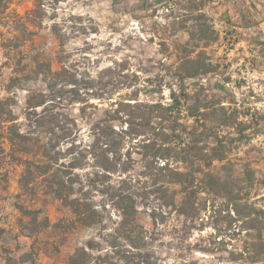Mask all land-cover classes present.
I'll return each mask as SVG.
<instances>
[{
  "label": "rangeland",
  "instance_id": "rangeland-1",
  "mask_svg": "<svg viewBox=\"0 0 264 264\" xmlns=\"http://www.w3.org/2000/svg\"><path fill=\"white\" fill-rule=\"evenodd\" d=\"M0 5V264H264V0ZM173 93L206 148L189 200L151 134L100 130Z\"/></svg>",
  "mask_w": 264,
  "mask_h": 264
},
{
  "label": "trees",
  "instance_id": "trees-1",
  "mask_svg": "<svg viewBox=\"0 0 264 264\" xmlns=\"http://www.w3.org/2000/svg\"><path fill=\"white\" fill-rule=\"evenodd\" d=\"M2 6H8V3L2 4ZM1 8V5H0ZM173 95V103L170 105H164L162 103L154 104H145L137 103L135 106H130L134 109H138L141 112L139 117L134 115H129V120L126 121L129 124V129L117 131L114 127H106L101 130V135L107 143L106 150L108 153L116 154L122 145V141L126 140V137L130 139H135V137L145 136L148 137L151 134V137L146 139L148 141L147 145L145 143L144 148L147 150L151 149L150 157L157 158L159 160H164L165 163L158 170V174H152L153 181L159 183L162 186H172V185H181L185 188H191L198 181V177L195 171H189L188 169L193 166V163H190L189 156H191V151H203L206 148L198 147L203 141H199V138L196 139L194 134H190L191 140L188 139V135L185 132L179 131L178 126L183 127L180 122V116L183 113L182 108L185 107V112L188 117L194 120V123H199L200 118L197 117V108H193L190 105L182 103L180 98H178L175 93ZM183 96L186 98L185 93ZM120 106V105H119ZM122 106V104H121ZM120 111L117 110L116 113ZM121 113V112H120ZM140 118V123L136 124L135 119ZM110 120L114 121L116 119L111 118ZM110 122L109 120L106 121ZM133 125L140 127L141 131L133 132ZM202 134V133H201ZM117 136L119 140L115 142H110L112 137ZM118 141V142H117ZM191 144H193L191 146ZM198 145V146H197ZM170 158H173L174 162L177 164H183L188 171H182L180 167H174L170 163ZM198 161L201 162V159L198 158ZM34 166V164H32ZM31 165V166H32ZM40 166V165H39ZM37 166V167H39ZM108 166V165H107ZM205 166H209V163H205ZM106 171L114 170L111 167H102ZM194 188L191 189L187 200L191 199L194 195ZM192 195V196H190ZM184 215L188 214V211H182Z\"/></svg>",
  "mask_w": 264,
  "mask_h": 264
}]
</instances>
